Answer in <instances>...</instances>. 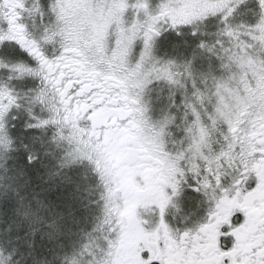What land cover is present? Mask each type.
<instances>
[{"label": "snow or ice", "instance_id": "6c2138e0", "mask_svg": "<svg viewBox=\"0 0 264 264\" xmlns=\"http://www.w3.org/2000/svg\"><path fill=\"white\" fill-rule=\"evenodd\" d=\"M0 264H264V0H0Z\"/></svg>", "mask_w": 264, "mask_h": 264}]
</instances>
